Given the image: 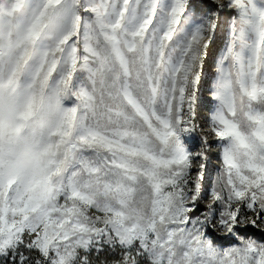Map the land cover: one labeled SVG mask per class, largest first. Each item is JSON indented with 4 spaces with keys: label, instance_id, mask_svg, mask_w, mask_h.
I'll return each instance as SVG.
<instances>
[{
    "label": "snow or ice",
    "instance_id": "obj_1",
    "mask_svg": "<svg viewBox=\"0 0 264 264\" xmlns=\"http://www.w3.org/2000/svg\"><path fill=\"white\" fill-rule=\"evenodd\" d=\"M0 264H264V0H0Z\"/></svg>",
    "mask_w": 264,
    "mask_h": 264
}]
</instances>
